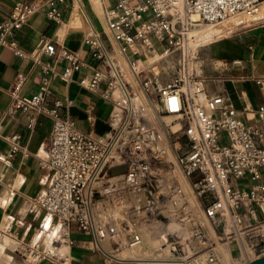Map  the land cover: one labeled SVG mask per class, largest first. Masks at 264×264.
<instances>
[{
  "label": "built area",
  "instance_id": "obj_1",
  "mask_svg": "<svg viewBox=\"0 0 264 264\" xmlns=\"http://www.w3.org/2000/svg\"><path fill=\"white\" fill-rule=\"evenodd\" d=\"M62 2L45 3L44 16L54 25L61 23L57 4ZM263 3L114 0L103 8L104 29L123 70L90 30L81 45L103 70L77 80L112 107L99 136L77 131L66 117L70 101L52 95L55 80L67 84L86 62L42 41L32 55L40 73L36 91L21 96L26 76L17 73L5 112L50 119L48 147L36 165L51 174V182L28 205V214L42 217L30 237L8 226L0 229V241L8 240L7 247L32 264H71L74 233L88 236L107 264H249L263 256L264 131L242 121L220 96L208 97L192 69L202 46L195 43L199 31L227 24L230 35L250 28L262 21ZM37 8L13 3L0 20V48L19 59L29 56L13 35ZM173 54L176 73L161 83L157 65ZM40 55L65 66L57 72L39 62ZM254 84L262 89L264 81ZM242 113L263 122L264 104L253 112L244 107ZM19 139L3 137L7 151L0 164L11 165L21 150ZM12 226L19 228L20 222Z\"/></svg>",
  "mask_w": 264,
  "mask_h": 264
},
{
  "label": "crops",
  "instance_id": "obj_2",
  "mask_svg": "<svg viewBox=\"0 0 264 264\" xmlns=\"http://www.w3.org/2000/svg\"><path fill=\"white\" fill-rule=\"evenodd\" d=\"M15 1L31 2L38 8L13 35L17 48L29 56L19 59L11 50L0 48V156L7 151L4 136L18 135L21 147L9 167L0 164V229L10 226L11 231L28 239L42 219L41 216L28 214V205L51 182V174L39 170L36 165L37 160L46 153L51 121L32 112L13 116L6 114L9 103L7 92L16 74L23 73L26 76L20 95L29 97L36 91L40 78L38 64L32 55L38 52L42 41L50 42L55 48H65L75 53L87 65L67 84L55 80L51 85L52 95L57 99L70 101L66 117L77 131L89 136H99L107 129L106 122L112 107L96 95L83 90L77 83L79 77L89 76L93 69L103 70L102 66L87 59L86 47L81 45L82 37L90 30L94 31L114 64L121 70L123 66L115 43L104 29L102 19V9L111 7L114 0H63L57 4L61 14L59 25L47 21L44 16L47 0H0V20L7 16ZM217 38L203 40L207 44L198 49L192 69L201 76L203 90L208 97L220 96L237 112L242 121L264 131V121L255 120L252 113H242L244 107L253 112L264 104V86L259 89L254 84L257 79L264 81V19L250 28ZM173 57L176 58L174 71V66L167 63L166 59L157 65L161 83L167 82L176 73L177 54L167 59L171 61ZM38 59L41 63H48L57 72L65 66L64 62L54 64L46 56L40 55ZM144 64L147 65L146 62ZM167 66L170 67L169 71ZM147 71L146 69L145 74ZM88 114L90 121L87 120ZM31 118L34 121L31 128H28ZM14 221L20 222L19 228L12 226ZM71 237L73 245L68 251L71 264H107L92 249L88 236L74 233ZM7 246L9 245L0 241V264H32ZM38 264L51 263L42 261Z\"/></svg>",
  "mask_w": 264,
  "mask_h": 264
},
{
  "label": "bare ground",
  "instance_id": "obj_3",
  "mask_svg": "<svg viewBox=\"0 0 264 264\" xmlns=\"http://www.w3.org/2000/svg\"><path fill=\"white\" fill-rule=\"evenodd\" d=\"M259 19H264V3L260 6L259 8V13H258ZM221 28H224V31L222 34H220V36H218L217 39L222 38L225 36V34L229 31V26L227 24H221V25H216L213 27H205L204 29H202L201 31H199L196 35H195V43L198 45H203V44H207L206 42L204 43L202 40H207L209 39L214 32H206L204 34H202L205 30H219ZM214 36V35H213ZM202 37V38H201ZM209 44V43H208ZM8 241V240H7Z\"/></svg>",
  "mask_w": 264,
  "mask_h": 264
},
{
  "label": "rangeland",
  "instance_id": "obj_4",
  "mask_svg": "<svg viewBox=\"0 0 264 264\" xmlns=\"http://www.w3.org/2000/svg\"><path fill=\"white\" fill-rule=\"evenodd\" d=\"M260 20H263V19H260ZM223 31H224V28H221V29H219V30H205L202 34H204V33H206V32H214V36L212 35L210 38H212V40L213 39H215V38H217L218 36H220V34H222L223 33ZM228 33H229V31L225 34V36H227L228 35ZM202 38V37H201ZM209 38V39H210ZM205 40V39H204ZM211 40V41H212ZM203 41V40H202ZM211 41H209V42H211ZM208 42V43H209ZM171 61H169L168 59H166V62L167 63H170V65L171 66H174V69L172 68V71H174L175 70V68H176V58L175 57H173L172 59H170ZM172 63V64H171ZM169 69H170V67L169 66H167V71H169ZM171 70H170V72H172ZM166 121L167 122H169V119H166ZM173 129H175V128H173ZM241 181L239 182V185L241 186ZM2 242L4 243V244H6V245H9V242L7 241V240H2Z\"/></svg>",
  "mask_w": 264,
  "mask_h": 264
},
{
  "label": "water",
  "instance_id": "obj_5",
  "mask_svg": "<svg viewBox=\"0 0 264 264\" xmlns=\"http://www.w3.org/2000/svg\"><path fill=\"white\" fill-rule=\"evenodd\" d=\"M249 264H264V255L251 261Z\"/></svg>",
  "mask_w": 264,
  "mask_h": 264
}]
</instances>
